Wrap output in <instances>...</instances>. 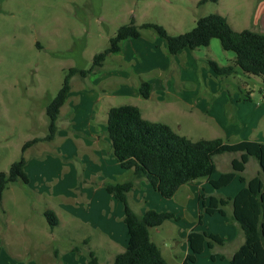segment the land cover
<instances>
[{"label":"rangeland","instance_id":"374dc122","mask_svg":"<svg viewBox=\"0 0 264 264\" xmlns=\"http://www.w3.org/2000/svg\"><path fill=\"white\" fill-rule=\"evenodd\" d=\"M201 1L0 0V172L7 173L9 166L23 157L29 180L26 185L9 184L3 192L0 264L23 262L15 257L22 250L16 238L19 235L27 243L33 240L47 245L58 235L59 251L65 249L68 242L60 227L53 232L47 229L43 217L47 207L56 211L63 207L65 210L61 213L66 219L70 211L89 224L93 220L92 225L100 226L108 235L111 233L124 248L127 232L122 205L106 193L103 182L124 183L132 179V174L122 170L112 154L106 134L107 111L111 106L134 105L145 117H155L156 105L139 97L132 83L134 74L146 79L154 65L169 60L161 38L151 29H140V38L123 41L122 51L107 56L102 67L85 78L74 75L56 121L54 140L36 143L24 153L21 147L27 141L46 136L45 109L60 89L67 70L89 69L93 57L108 47L109 39L131 18L138 27L157 24L172 36L190 31L199 18L211 14L224 17L234 31H254L253 22L262 11L260 5L264 4V0ZM192 54L197 58L198 76L201 70L206 71L207 59L225 65L227 56L234 55L223 51L218 39H212L208 47L197 48ZM243 81L244 84L233 86L239 97L249 94L260 99L264 81L255 76L245 77ZM217 99L214 97V101ZM216 105L220 107V102ZM156 117L149 119L165 120L175 133L192 141L217 137L199 125L190 127L188 119L180 118L175 109ZM232 155L235 154L214 157L219 171L224 169L222 162H228ZM252 173L249 167L247 175ZM140 181L127 194L128 205L134 213L141 215L154 210L172 212L179 217L178 221L168 220L150 230L151 240L169 264H182L188 254L186 233L194 227L196 231L218 235L224 243L204 249L194 263L187 264H227L219 258L233 251L239 240L238 225L230 218V207H225L224 217L208 216L201 203L190 200L184 206L179 203L181 195L164 199L149 184ZM102 209L109 223L103 217L99 221ZM199 216L201 225H197ZM90 228H84L79 235L90 236L94 242L98 231ZM115 249L123 251L120 247ZM49 254H52L50 249ZM213 254L218 257L215 261L210 259Z\"/></svg>","mask_w":264,"mask_h":264},{"label":"trees","instance_id":"16d2710c","mask_svg":"<svg viewBox=\"0 0 264 264\" xmlns=\"http://www.w3.org/2000/svg\"><path fill=\"white\" fill-rule=\"evenodd\" d=\"M204 2L206 0L201 1ZM140 29H151L161 38L165 42L169 57L183 50L193 51L208 47L212 39H218L222 50L232 52L235 60L233 64L219 66L215 61L207 59L206 66L216 77L227 78L240 72L264 81V33L247 29L234 31L226 19L218 14L199 18L193 29L176 36L168 34L157 24H143L138 27L131 18L128 24L120 26L109 39L108 47L93 57L89 69L67 70L60 89L45 109L48 119L46 136L25 142L21 147L22 153L36 143H49L54 140L56 121L70 93L71 78L74 75L85 78L102 67L107 56L120 52L123 41L140 38ZM138 93L143 99H148L150 85L141 82ZM248 99L249 94L241 98L244 101ZM106 134L120 168L132 171V179L127 182L104 184L105 191L122 205L123 223L128 235L125 250L114 257L113 264H169L151 240L150 230L160 227L168 220L178 221L179 217L172 212L154 210H147L141 215L134 213L128 205L127 194L137 181L144 179L160 197L171 199L182 185L200 179H208L209 185L216 190L228 186L237 174L244 171L249 158L256 160L261 174H264V143H227L221 138L192 141L175 133L164 123L143 119L139 108L133 105L113 106L108 109ZM224 153H240V157L231 161V171L211 180L210 177L216 171L214 157ZM25 164V159L21 157L9 166L7 173L0 172V202L9 184H28ZM239 182L243 187L232 198L200 195L198 200L208 216L218 214L224 217L225 207H232L230 218L241 230L244 242L233 253L229 264H264V178L257 175L246 180L239 176ZM44 217L51 229L57 226L58 220L54 212L46 210ZM197 223L201 225V216ZM223 243L224 240L218 235L191 229L187 234L188 254L183 264L194 263L204 249H212L215 244ZM210 259L215 261V255H211ZM88 264H97L92 253L89 254Z\"/></svg>","mask_w":264,"mask_h":264},{"label":"crops","instance_id":"0c3cea01","mask_svg":"<svg viewBox=\"0 0 264 264\" xmlns=\"http://www.w3.org/2000/svg\"><path fill=\"white\" fill-rule=\"evenodd\" d=\"M260 7L262 11L257 15L256 20L253 22V26L254 31L264 33V4H261ZM121 51L122 50H120V52ZM193 51L183 50L177 55L168 58L169 60H164L158 65H154L151 75L148 78L146 77V79H143V77L138 74H134V82L132 84L135 90L138 91L141 82H147L150 85L149 98L143 99L140 95L139 97L145 101H152L156 105L155 111H153L155 117H145L139 108L142 118L150 122L161 121L170 127V123H167L165 120L158 121L159 119L149 118H157L156 114H164L165 111L175 109V112L180 114V118L188 119V125L190 127L197 125L202 129L204 127L208 129L211 134L216 135V138H221L227 143H237L240 141L264 143V96L261 95L260 99L249 96V99L244 101L241 100L242 95L239 97V95L233 90V86L237 87L240 84H244L245 82L243 80L245 77L250 76L237 72L227 78L219 79L215 75L214 77L211 73L212 71L207 68L206 71L201 70L200 76H198L199 69L197 67V58L192 54ZM227 57V63L219 66L233 64L235 55ZM214 97H218V99L214 101ZM217 102H220V107L216 105ZM161 104H165L167 109H163L165 105ZM227 112H229V114H227ZM197 113L200 114L197 115ZM198 119H201L202 121L198 122ZM101 122L104 123V120H101ZM231 154L235 155H232L228 162H222L224 164V169L219 171L218 166L215 163V174L217 177H214L213 175L210 177L211 180H216V178L222 173L231 171V161L233 159H238L240 153ZM249 167L253 169V173L247 175ZM130 172L132 174V171ZM257 175L264 178V174H261L260 167L256 160L249 158L244 171L237 174L228 186L216 190L209 185L208 179H200L182 185L173 197L181 195L179 203L184 206L190 200H195L197 203H200L198 200L200 195L232 198L243 187V184L236 182V180L239 181V176L244 177L246 180H250ZM140 182L144 184L147 183L144 179H141ZM235 182L238 184H235ZM105 183L106 182H103V186ZM139 184L135 183V185ZM213 191H215V194ZM227 207H230V213L232 214V207L230 205ZM46 210L54 212L58 220L57 226L52 229L47 226V229L53 232L55 228L60 227L59 229L63 231L64 238L67 239L66 241L68 243L66 244L65 249L60 252V248L58 247V235H56L54 240L51 239V243L48 245L43 241L33 242V240L31 243H27L25 239L21 240L19 235L16 238L18 246L22 250L17 251L15 257H19L23 260V262L20 261V264H88L90 253L94 255L97 264H113L114 257L117 254L122 253L126 248L128 235L126 236V244L122 249L118 242L113 239L111 233L108 235V233L100 226L92 225L93 220H91L89 224L88 222L82 221L77 215H73L70 211L68 212L66 219L61 213V211L65 210L63 207H59L58 211L47 207V209L43 211V217ZM101 211L103 215L101 218L99 217V221L104 220L103 218H105L109 223L110 219L106 218L104 213L105 210L102 209ZM44 220L46 221L45 217ZM90 226L91 230L98 231V235L93 237L94 242L90 236L82 235L81 237V235H79L80 231L84 230L86 227L89 228ZM192 229L196 230V227ZM99 231H103L102 234ZM189 231L190 230L187 231L185 238L187 252V234ZM103 235H105L106 238ZM237 239H239L237 247L230 253H227V255L219 258L224 260L227 264H229V260L233 253L244 242L241 230L237 232ZM118 247L123 251H116L115 248ZM49 249L52 254L48 255ZM217 258L218 257H215V260H217Z\"/></svg>","mask_w":264,"mask_h":264},{"label":"built area","instance_id":"2783aa9c","mask_svg":"<svg viewBox=\"0 0 264 264\" xmlns=\"http://www.w3.org/2000/svg\"><path fill=\"white\" fill-rule=\"evenodd\" d=\"M261 94H262V96H264V89L261 90Z\"/></svg>","mask_w":264,"mask_h":264}]
</instances>
